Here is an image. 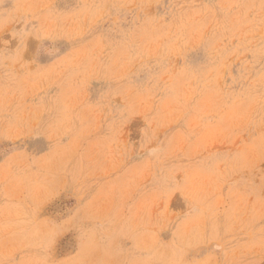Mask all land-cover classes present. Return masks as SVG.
Masks as SVG:
<instances>
[{
  "label": "rangeland",
  "instance_id": "rangeland-1",
  "mask_svg": "<svg viewBox=\"0 0 264 264\" xmlns=\"http://www.w3.org/2000/svg\"><path fill=\"white\" fill-rule=\"evenodd\" d=\"M0 264H264V0H0Z\"/></svg>",
  "mask_w": 264,
  "mask_h": 264
}]
</instances>
